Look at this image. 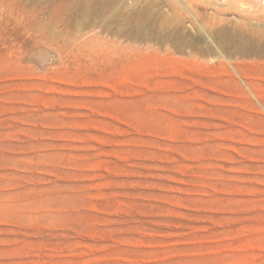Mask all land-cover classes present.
Instances as JSON below:
<instances>
[{"label": "rangeland", "instance_id": "rangeland-1", "mask_svg": "<svg viewBox=\"0 0 264 264\" xmlns=\"http://www.w3.org/2000/svg\"><path fill=\"white\" fill-rule=\"evenodd\" d=\"M0 264H264V15L0 0Z\"/></svg>", "mask_w": 264, "mask_h": 264}, {"label": "bare ground", "instance_id": "bare-ground-1", "mask_svg": "<svg viewBox=\"0 0 264 264\" xmlns=\"http://www.w3.org/2000/svg\"><path fill=\"white\" fill-rule=\"evenodd\" d=\"M204 1H208V2L216 4V5L217 4L228 5V6H232L235 8H239L245 12L264 15V0H204ZM108 2L112 5L118 4V0H108ZM145 24H146V19H141L140 21H138V26L135 29L137 31V33H141L143 31ZM147 37H148V35H147ZM221 37L222 36H220V38ZM210 38L212 39V42L214 45L213 47L221 51V42L218 41L219 39L217 40L215 38L214 34L210 35Z\"/></svg>", "mask_w": 264, "mask_h": 264}]
</instances>
